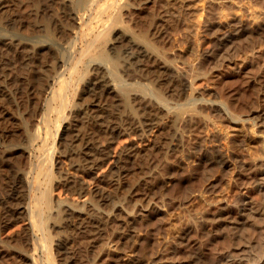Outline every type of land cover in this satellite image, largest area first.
Returning a JSON list of instances; mask_svg holds the SVG:
<instances>
[{"label":"rangeland","instance_id":"obj_1","mask_svg":"<svg viewBox=\"0 0 264 264\" xmlns=\"http://www.w3.org/2000/svg\"><path fill=\"white\" fill-rule=\"evenodd\" d=\"M6 1L7 6L0 7L4 42L12 32L25 39L46 36L40 7L39 13L28 12L38 5L42 7L44 0ZM164 1L167 0H124V24L118 27L123 30L129 25L131 32L123 31L133 40L138 32L147 30L150 41L161 47L158 51L163 53L159 56L164 58L162 65L186 77L188 86L177 95L167 91L166 85L157 84L152 76H143L133 68L124 70L119 59L126 39L114 49L119 59L114 53L97 57L111 86L101 104L112 114L117 112L115 119L122 132L107 139L109 156L91 167L88 178L93 183L85 182L83 189L77 188L78 177L71 172L79 161L72 152L79 143L74 141V134L88 121L81 112L86 101L90 102L85 87L93 73L87 63H82L73 74H62L69 62L62 68H53L47 52L34 57L41 61L40 67L34 68L38 80L50 85L55 80L56 88L58 75H68L70 85L62 104L61 100H51L50 86L39 96H12L9 101L13 106L9 110L12 120H5V124L11 126V131L3 138L2 146L14 143L19 149L0 153V175L17 173L26 184H34V190L28 193L23 182V205L37 206L40 189L48 192L49 203L43 204V221H37L38 228L32 226L28 210L23 208L0 227V252L13 248V238L25 237L29 244L21 254L27 256L33 253L32 241L38 245L42 241L43 248L37 245L36 253L30 255L36 254L39 264H130L134 258L143 264H264V6L261 2L251 6L249 0H176V6L169 9L166 4L170 0ZM16 10L21 20L14 26H5L4 21ZM78 21L73 20L68 29L79 27ZM155 21L168 27L166 33L153 32ZM50 25L48 21L54 44L59 45L55 46L69 55L73 32L67 30L59 36L56 27ZM242 27L245 31L240 36L237 32ZM227 33L233 37L220 42L218 37ZM203 61L206 67L195 71ZM3 85L0 81V90ZM141 94L162 107L158 123L145 132L134 127L142 119L134 108ZM4 99L0 94V103ZM37 126L40 134L35 132ZM52 144L54 149L50 148ZM118 157L117 164H125L128 169L108 187L109 176L117 173L113 159ZM207 158L217 161L209 165ZM144 164L149 166L143 171L137 169ZM0 189L5 191L1 178ZM241 195L245 196L242 204L236 202ZM63 205L79 210L86 221L92 218L101 228L89 239L77 236L64 226L59 210ZM226 207L238 212L225 214L222 210ZM66 238L70 239L69 254L60 244ZM2 241L11 244L4 246ZM19 262L12 257L0 260V264L32 263Z\"/></svg>","mask_w":264,"mask_h":264},{"label":"bare ground","instance_id":"obj_2","mask_svg":"<svg viewBox=\"0 0 264 264\" xmlns=\"http://www.w3.org/2000/svg\"><path fill=\"white\" fill-rule=\"evenodd\" d=\"M123 1L124 0H46V1L44 0V5H42V7L37 4L38 6L31 9V11H28L29 14H36V13L40 12L39 8H37V7H40V10L42 11V13H44V15H43L44 18L42 19L43 20L42 25L44 27L43 33L45 32L44 34L46 36L41 34L44 37H36V35H35L34 36L35 38H33V36H32L31 38L28 37V39H25L21 35L12 32V33H10L9 36H6L9 38V40L4 42L6 39H5V37H3V35H5V34L3 33V27H0V81L5 83V86L3 85L4 86L3 89L0 90V94L4 98H6V99H4V102L0 103V153H3V155H4V154H7L8 152L12 153V152L16 151L17 149H19L17 146H13L14 143L12 146H9V147L2 146L3 138H5L9 134V132L11 131V126H8V123H6L7 125L5 124V122H7L5 120L11 119L10 118L11 116H9V114L11 113L9 110L12 109V107H13V106L11 107V105L9 104L11 97L14 96V97H17V98L20 97L21 99H23L24 97H27V98L30 97L31 98V96H35V95L39 96V94H41V92L45 91L46 88H48L50 86L51 90L50 89L49 90L52 93L51 98H52V96L54 98V99L53 98L52 99L50 98V99L53 101L56 99L61 100L59 104H62L61 102L65 101L62 99H65L64 95L67 94V93L65 94V92L69 88L68 85H70L69 84L70 80L68 81V75L73 74V72H75V71H78V69H79L78 65H80L82 63H85V64L87 63L88 64L87 67L90 66L89 69L92 71L93 77L90 78L87 86L85 87L87 89V93L90 96L89 97L90 102L87 104V101H86V104L82 107L81 113H83V115H85V116H88V119H87L88 121H87V123L85 121V125L82 121V123H83L82 129L74 134V141L79 140V143H77L78 148L74 149L72 154L74 155V157L77 158V161L78 160L79 161L74 165L73 170H71V172L74 175H76V177H78V179L75 182V183L79 184V187H77V188L83 189L85 182L91 183L92 181L89 179L91 176L90 177L88 176L91 173V167L94 166L95 164H98L101 161L103 162V160L108 158V156H109V151H108V142L109 141L106 142L107 139L109 137H112L113 135H115L117 133L122 132V129H120V127L118 125V123L120 124V122H118L115 119V114L117 112L115 111L116 113L112 114L111 111H108V109L101 104L102 101L106 100L107 94L110 92L109 90H110L111 86L109 84H107V82H108L107 77H105V74L103 73V71H104L103 64H101V62H99L97 60V57L105 58L106 53H109V54L114 53V55H116L115 58L119 59L118 50H114V49H115V47H118V44H120L121 42L125 43V41H122L124 39H126V45L122 48V52L120 54L121 58L119 59V60H122L121 65H122V68H124V70L131 71L133 68V71L136 70V71H138L139 74H141L143 76H145V75L146 76H152V77H154L153 78L154 80L156 78V80H155L156 83L163 85V86L166 85L167 86L166 88H168L167 91L173 92L174 94H177V95L183 93L185 88L188 86V83H189L188 79L186 77H183V76L177 74V73H174V71L176 69L175 70L173 69L174 70L173 71L170 67L164 66L165 64L162 65V60L164 58L160 59L159 56H162L161 54H163V53L160 54V52L158 51L159 47H157L152 41H150V39H149L150 37H148V34H147L148 31L146 30V32L143 31V32H138V33L132 32L133 34L137 33L135 39L133 40V39L129 38L130 36L127 37V34H125L123 31L124 29H125V31L129 30V33H130L131 28L130 29L127 28L129 25H127V27H124L123 30H121V27L119 29L118 26H120V25L122 26L124 24V22H122L123 21L122 16L124 15V13H123L121 8H122V6L126 7V5H127V4L124 5L125 2H123ZM167 1H169V0H167ZM249 1L251 3L249 2L250 4L249 3L248 4L249 5L252 4L251 6L255 5L253 3L258 4L259 2H261V6H264V0H249ZM176 2H177L176 0L175 1L170 0L166 5H168V7L170 9V8H173L176 6ZM19 3H17V4H19ZM37 3H38V1H37ZM203 3H204V1H203ZM2 6H7L6 0H0V7H2ZM211 6H212V4H211ZM166 11L168 12L169 10H166ZM21 18H22V15L20 13H18L16 10V12L11 13L7 17L6 21H4L5 26H14V24L19 22L21 20ZM76 18L79 19V21H78L79 27H77L76 29H68L70 27H68L67 25L73 24L72 21L75 20ZM48 21L50 22V24L52 26H54V28L56 27V29L58 30V33H60L59 36H61V35L64 36L67 33V30H71L73 32V34H74L73 39H71V42L68 43V44H70L68 46L69 47V51H68L69 55H67V53H65L66 50L61 51V49H58V47H57L59 45L54 44L55 42L53 41L54 40L53 39V33L50 29L51 27L50 28L48 27ZM139 25H140V23H139ZM17 26H18V24H17ZM240 26H241V24H240ZM132 28H134V27H132ZM166 28H168V27H166L164 25V23L162 24L161 22L159 23L158 21H155L153 24V27H152V29L154 30L153 32L159 31L160 35L166 33L165 32V30L167 31ZM247 29H249V28H247ZM139 30L140 29H138V31ZM127 31H126V33H127ZM231 31H230V33H233ZM244 31H245V28L242 27L237 32V34L241 36L244 34L243 33ZM249 31H248L247 35L250 34ZM251 31H253V30L251 29ZM256 31H258V30H256ZM234 32H235V30H234ZM149 35H150V33H149ZM186 35H187V33L185 34V36ZM2 37H3V39H2ZM232 37H231V34L227 33V34H223V36L220 35V37H218V40L220 42H223L224 40H229ZM235 37H237V36H235ZM223 43H225V42H223ZM55 45H57V46H55ZM158 46H160V44ZM41 51L45 52V54L48 53V55H50V58H51V64H49L50 67L52 66L53 68H55V67L62 68L64 66V64L69 62V65L68 66L66 65L67 67H65L67 69L64 71L65 68L63 67L62 68L63 73L61 70L59 72L62 74H64L65 72H68L67 77H65L63 75H60V76L58 75V79H56L57 80L56 82L58 83V87L57 86H56V88L54 87L55 89L53 88V86L55 85L54 84L55 80L54 81L52 80L51 81L52 85H50L48 81H43L42 79L38 80L39 78L36 77V75H38V72L36 73L34 68L35 67L39 68L40 67L39 63H41V61H35L37 58L35 60H33V59H34V57H37L38 54L41 53ZM120 51H121V49H120ZM209 54H210V52H209ZM23 56H27L26 58L28 59V61H27V59L24 60ZM65 56H68V57H65ZM164 57L167 58L166 56H164ZM168 58H167V60H168ZM170 60H172V59H169V61ZM200 60H204V59H200ZM203 62H200V64H198L199 66L198 67L196 66L194 68V70L196 71V70L202 69L203 67H206L205 63H207V62H204V63ZM209 62H210V60H209ZM114 63H116V62H114ZM164 63H168V62H164ZM108 66H110V65H108ZM9 72H11V75L9 74ZM19 73H23V74L25 73V74L24 75L22 74V76H21V75H19ZM193 73H194V71H193ZM47 74H48V72H47ZM7 75H10V77H8ZM117 75H119V74L117 73ZM117 75L115 77H117ZM183 75H184V73H183ZM5 76H7L8 78H6ZM153 79H152V81H153ZM157 84H156V86H157ZM125 93H126V91H125ZM134 94H137V93H134ZM141 95L137 99L138 100L137 107H134V108H135V110L136 109L139 110L138 113H140L139 115H142V119L139 120L140 123L138 124V126L137 125H135V126L133 125V126L139 127L138 130L145 132L147 129H150L152 126H154L156 123H158L156 118L160 117V115H161L160 114V110H161L160 108H162V107L159 106L160 105L159 103H158L159 104L158 105L157 103L153 102V99L151 97L144 96V94L142 96ZM135 97H137V96H134V98ZM2 100H3V98H2ZM58 100H56V101H58ZM53 110H55V107ZM180 112H179V114H180ZM162 113H163V111H162ZM168 115H170V113ZM189 118L191 119V116H189ZM130 122H131V120H130ZM133 123H135V122H133ZM133 126L129 125V127H131V129H135V128H132ZM39 128L40 127L37 126V128L35 130L36 134L39 130H41ZM40 133L41 132L39 131L38 134H40ZM53 145L54 144H52V146L50 148L53 147V149H54ZM205 152H206V150H205ZM211 155H213V154H211ZM122 156H123V154H122ZM207 159H208V164L209 163L211 164L213 161L214 162L217 161V159H215V158H207ZM113 162H115L113 167H115V170H117V173L115 176L114 175L109 176L108 185H107L108 187L110 186L109 184H115L114 182H116L118 180L119 175H121V174L123 175V172H126V170L128 169L127 168L128 166L126 167L125 164L123 166H122V164L121 165L117 164L118 162H120L119 157L117 159H113ZM219 162H223V160L222 161L220 160ZM1 163L2 162L0 160V166H1ZM144 165L145 166L140 165L139 168H137V169H139L140 171H143L144 168H147L149 166V165L147 166L146 164H144ZM130 168H132V167H130ZM198 170H200V169H198ZM0 172H1V170H0ZM47 174H48V172H47ZM124 175H126V173H124ZM116 176H118V177H116ZM0 178L5 183V189H4L5 191L0 192V227L3 228L4 226H6L8 224V222L12 221L14 219V217L16 216V214H18L17 212L23 208L24 210L25 209L28 210L29 217H30V220L32 222L31 223L32 226H36L38 228L37 221H39V223L43 221V219H42L43 218V208L45 207V206L43 207V204L48 205V203H49V197L47 194L48 192H46L44 189L43 190L40 189V192L42 191L41 192L42 194H41V198L37 197V198H39L37 200L38 205L37 206L35 205L34 208L33 207H27L21 203L23 192H24L22 188L25 185L26 192L28 191V193H31L34 190V184H31V183H30L31 185L29 183L26 184L24 181V177L22 175L17 174V173L12 174V175H11V173L10 174L9 173L8 174L7 173L2 174V175H0ZM23 182H24V185H23ZM98 186H99V184H98ZM107 186L105 185L104 187L106 188ZM104 187L100 186V188H102V189ZM198 187H199V185H198ZM244 200H245V196L241 195L236 202H239L242 204L244 202ZM59 210H61V212L63 214L64 226H68V228H70L74 232H76L77 236H78V234H81V236H83L84 238H88V237H90V235L97 233L98 230L101 228V227H99L100 226L99 224L93 223L92 218H91V220L86 221L85 217L82 216V213L73 207L63 205ZM85 212L88 213V210H86ZM222 212L225 214H233V213H237L238 209L226 207L222 210ZM262 212H263V210H262ZM217 218H219V217H217ZM78 239H81V238H78ZM40 240H39V242H40ZM90 240H92V239H90ZM6 241H2V245L6 246L8 244ZM13 241H14L13 248L11 250H9V251L5 250L4 252H2V251L0 252V260L5 259L6 257H12L14 259L20 260L22 263H23V261L27 262V261L31 260L32 263H30V264H39V261H38L39 258H37L35 256L36 254L34 256H30V255H32L33 253H36V251H37L36 249H38L40 247L39 245H42V248H43V244H41L42 241L39 245L37 244L38 242L35 243V241H32L33 242L32 243L33 244V253L29 255L31 259H29V256H27V254L26 255L21 254L22 251L27 250L26 246H27V244H29V240L25 237L24 238L15 237V238H13ZM69 243H70V239H67V238H66V240L63 239V241H61L60 244L62 246L64 253L69 254L71 252V247L69 246ZM10 244H8V246ZM37 245L39 246L38 248H37ZM5 262H6V260H5ZM21 262H19V263H21ZM221 263H222V261H221ZM130 264H143V261H141L139 258H134V259H132ZM218 264H220V263L218 262Z\"/></svg>","mask_w":264,"mask_h":264}]
</instances>
